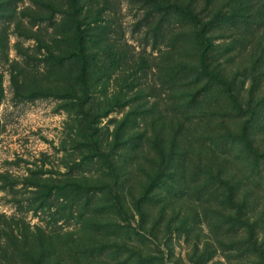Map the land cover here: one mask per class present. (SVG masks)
I'll return each instance as SVG.
<instances>
[{
    "label": "rangeland",
    "instance_id": "374dc122",
    "mask_svg": "<svg viewBox=\"0 0 264 264\" xmlns=\"http://www.w3.org/2000/svg\"><path fill=\"white\" fill-rule=\"evenodd\" d=\"M36 1L18 0L10 11L1 12L14 15L0 18V214L18 221L19 234L23 231L36 237L39 230L53 234L47 252L72 264H135L137 249L129 246L157 260L163 257L167 264H264V107L249 131L257 156L244 151L239 142L223 141V134L238 133L240 117L233 111H226L227 117L222 111L216 114L200 98L201 104L192 103L185 98L187 78L173 81L164 77L162 59L172 52L165 46L179 44L171 42L173 34L163 36L152 30L154 24L137 0H98V5L87 6L92 11L104 9L108 33L103 46L112 47L111 58L99 59L100 65L106 64L105 77L110 78L96 87L92 110L85 107L80 111L72 101L54 96L26 98L27 92L40 91L35 81L46 76V51L38 38L48 41L55 31L53 21L38 20L48 13ZM48 1L55 6L65 4L64 0H41ZM260 6L255 5L251 12H259ZM258 21L262 25L253 28H259L261 34L264 23ZM240 30L226 25L214 34L220 44L232 37L238 39V48L232 53L241 73L237 88L248 98L253 85L247 74L251 32L245 25ZM190 61L194 65L195 56ZM262 64L257 87L264 94V59ZM194 92L191 89L190 93ZM216 99L224 103L218 94ZM119 102L128 103L121 106ZM130 111L135 119L130 129L124 130L126 137H121L127 144L115 146L114 136ZM86 118L93 125L90 133L102 143L101 151L124 157V177L118 183L109 182L127 194L128 207L138 197L157 146L167 145L174 136L180 141L179 148L187 146L193 152L183 172L185 180L179 183L186 190L177 196H161L160 202L149 206L144 226H138L140 214L132 207V217L126 220L118 213L103 212L106 201L100 193L64 191L63 186L76 177H89L81 182L84 185L98 179L108 182L106 174L111 170L85 136ZM217 173H221L222 182ZM208 178L214 181L212 189L206 187ZM226 179L239 185L236 199L246 208V226L233 220L238 208L227 201ZM96 224L101 231L95 230ZM129 224L141 234H135ZM79 237L82 242L75 241ZM89 243L96 250L81 254ZM102 245L105 248L99 247ZM19 252L27 256L24 247Z\"/></svg>",
    "mask_w": 264,
    "mask_h": 264
},
{
    "label": "trees",
    "instance_id": "16d2710c",
    "mask_svg": "<svg viewBox=\"0 0 264 264\" xmlns=\"http://www.w3.org/2000/svg\"><path fill=\"white\" fill-rule=\"evenodd\" d=\"M137 1L144 5L147 11L146 17L151 18L152 23L150 24H154L152 30L156 34H162L163 36L173 34L174 37L170 39L171 42L176 41L177 45L179 44L178 47L171 43L165 46L172 52H167L166 50L170 56L162 59L164 77L171 78L173 81L187 78L189 90L185 93V98L187 100L192 99V103L198 102V104H201L203 102L210 108L215 109L216 114L222 111L223 117H227L225 116L226 111L235 112L237 117H240L238 133L227 132L222 135L221 139L225 142L228 140L233 141V143L239 142L243 145L244 151H247L251 156H257L258 151L253 146L249 131L259 118L260 107H264V94L257 87L260 81L257 71H260L261 75L263 74L261 69L264 59V31L259 34V28H253V26L259 27L262 25L257 23V17H264V0ZM17 2L18 0H0V18L9 17L11 19L14 14L4 16L1 15V12L10 11ZM36 3L38 7L45 9L48 13L47 16L45 14L42 16L43 18H38V20L53 21L51 26L54 27L55 31L54 36L48 41L38 38L40 44L43 45L41 47L45 48L46 51L44 56L47 58L46 76L41 80L39 79V81H35L40 84L41 89L39 92L31 94L27 92L24 97L54 96L72 101L70 104L78 106L80 111H85V107H88L89 111L92 110L91 100L96 87L101 81L110 78L105 77L107 70L103 66L106 64H99V59L102 56L111 58L112 51V47L109 45L103 46L108 33V25L103 16L104 9L97 7L95 11H92V9L87 10L89 3L98 5V0H64V6H55L49 1L41 2V0H37ZM257 4L261 5V10L253 14L251 11ZM57 15L61 18H56ZM56 19H59L58 23L54 21ZM258 22L264 23V18ZM226 25L239 30L241 25H245L250 29L249 33L251 32L252 35L248 33L251 37L252 46L248 52L249 66L247 69H249V73L247 74L252 79L253 84L248 98L237 88L241 73L238 64L234 62L236 56L232 53L238 48L236 45L238 39L232 37L230 40H223L222 44L216 42L215 31ZM240 34L243 35L241 30ZM180 45L182 47L181 50H179ZM218 50H222L223 53L220 55ZM187 51L195 53H188ZM194 56L196 62L193 65L190 60ZM19 86L21 85L17 84L18 89ZM25 88H27L26 85ZM191 89L196 90V92L190 93ZM216 94L224 99V103L215 101ZM199 98L201 102H199ZM127 103L121 102L120 105L125 106ZM131 112L133 111H130V115L126 116L123 125L117 129V133L114 136L116 140L114 141L115 146L127 144V142L124 143L121 140V137H126L123 136L124 130L128 127L130 129V123L135 119V117H132ZM85 120H88L86 126L88 131L85 132V136L89 137L90 144L92 143L91 145L95 147L97 156L111 170L106 174V181L108 182H101L102 179H98L92 185H84L81 182L90 180V178L86 176L82 178L76 177L72 183L63 186L64 191H69L72 188L76 189V191L85 190L86 194L95 195L100 193V195L105 196L102 198L103 201H106L104 213H118L128 220L132 217L130 214V208L132 207L134 213L140 214L141 223L138 226H144L145 222H147L146 216L148 215L147 208L149 206L160 202L161 196H177V194L186 190L180 188L179 183L185 180L183 172L188 163L192 161L193 152L187 146L182 147V149L179 148L180 141L174 136L167 145L157 146L158 150L155 152V157L150 162V171L144 182H140L138 197L134 198L132 206L128 207L125 204L127 194H124L117 184H111L112 180H114V183H118V179L124 177V173H122L125 166L124 157L117 154H109V152H102V143L93 137L94 133H90L94 130L91 120L89 121V118ZM155 132H157V129L154 128ZM127 134H129L128 138H130V131ZM87 144L83 143V145ZM218 175L220 176L221 173H217V179L222 182L223 178ZM109 179L112 180L109 182ZM223 182H225L224 185L226 186L225 195L227 201L232 207L238 208L237 219L233 218V220L246 226V223L249 222L246 214L243 213L246 208H243L244 205L241 206L236 199L238 183L230 179L223 180ZM205 184L206 187L210 186L209 188L211 189L214 187V181L210 178L207 179ZM214 190L216 191V188ZM130 195L133 196L131 193ZM143 226H140V229L149 231ZM97 227H100L99 224H96L94 228L97 231H101V228ZM19 228L18 221H15V219L8 220L0 214V264H60L62 261L65 264H72L71 260L67 261L59 256V259H56L47 252L48 248L51 249L49 243L55 238L53 234L39 230L35 237L32 234H24L23 231L19 234ZM102 228L104 229L102 232H105V227ZM128 228L135 231V234L138 235L142 232L132 228L130 224ZM151 232L152 229H150L149 233ZM81 238L79 237L75 241L82 242ZM23 247L27 250L25 252L27 256L19 252ZM99 247L101 249L105 248L104 245ZM129 247L137 249L135 252L136 260H133L135 264H167L163 257L157 260V257L152 254H144L136 246ZM95 250L94 244L89 243L81 251V254L93 253ZM90 255L92 256L93 254Z\"/></svg>",
    "mask_w": 264,
    "mask_h": 264
}]
</instances>
